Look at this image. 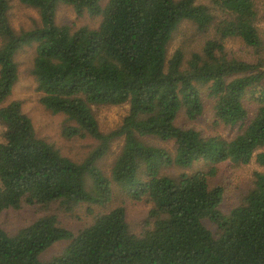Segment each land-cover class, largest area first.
I'll return each instance as SVG.
<instances>
[{
    "label": "trees",
    "instance_id": "trees-1",
    "mask_svg": "<svg viewBox=\"0 0 264 264\" xmlns=\"http://www.w3.org/2000/svg\"><path fill=\"white\" fill-rule=\"evenodd\" d=\"M38 24L15 30L0 0V104L20 80L17 55L34 49L29 73L40 104L65 117V139L91 138L81 162L39 138L22 102L0 108V216L24 206L43 216L9 234L0 227V264H264V0H19ZM60 7L97 28L57 23ZM183 45L170 52L180 28ZM239 41L246 60L227 49ZM196 44V45H194ZM213 101L216 124L239 129L232 139L182 126ZM256 103L251 114L246 105ZM128 106L122 122L100 130L96 107ZM123 139L109 176L98 163ZM174 142V154L148 140ZM260 151V152H258ZM263 169L224 213L225 189L213 185L225 163ZM196 164L202 170L188 173ZM183 170L171 176L169 168ZM150 206L135 234L116 194ZM85 209L92 222L78 232L60 214ZM216 227V234L204 222ZM60 242L64 251L42 255Z\"/></svg>",
    "mask_w": 264,
    "mask_h": 264
},
{
    "label": "rangeland",
    "instance_id": "rangeland-1",
    "mask_svg": "<svg viewBox=\"0 0 264 264\" xmlns=\"http://www.w3.org/2000/svg\"><path fill=\"white\" fill-rule=\"evenodd\" d=\"M8 1L11 6L9 11V21L15 30H28L33 28L36 23L38 24L39 16L34 9L21 5L19 0ZM57 23L69 25L73 28H79L82 26L97 28L100 23V19H94L88 15L79 18L72 8L60 7L57 12ZM180 29L181 30L178 33L176 41H174L170 46V52L174 51L176 46L178 47L183 45L182 40H185V38L182 36L185 32H194L193 27L189 24L183 25ZM227 49L238 57L246 60L251 59L249 52H247L246 48L239 41H229L227 43ZM33 55L34 49L32 48H26L17 55L20 80L14 86L12 95L7 99V101L0 104V108L13 101H21L23 112L32 120L37 136L55 145L64 156L74 161L81 162L86 159L90 152L96 147L97 143L91 138H73L68 140L62 136V128L65 117L63 115H52L39 102L34 79L29 73ZM204 102L206 110L202 117L192 123L187 122L185 119H181L179 124L194 128L206 136L218 135L225 139H232L239 133V129L237 127L229 128L222 124H216V118L213 111V101L205 96ZM246 105L251 114L255 111L257 106L255 101L250 97L246 100ZM127 113L128 106L95 108V115L98 120L100 130L104 133L115 129L122 122ZM2 132L3 131L0 128V142ZM148 142H150L151 145L165 148L174 154V142L162 143L161 141L154 139L148 140ZM123 144V139L115 140L111 144L108 155L98 163L99 168L103 171L105 176L110 175L114 160L120 152ZM260 151H264V149ZM203 168V164H196L192 170L187 172L193 173L202 170ZM262 170L263 169L256 163L255 159H253L248 165L225 163L218 167V172L211 184L222 186L225 189V202L223 204L224 213H228L235 205H237L238 201L243 198L244 194H246L250 188L254 179V174ZM181 172L184 171L174 167L164 171L165 174L171 176L179 175ZM115 206H125L127 211V221L132 231L135 234L140 233L141 226L147 219L150 206L143 202H133L128 198L121 197L120 193H117L113 202L109 204L108 207H95L94 209L96 213H99L105 212ZM44 212V210H40L37 207L27 206H24L19 211L9 210L0 216V227L9 234H15L20 229L43 216ZM60 221L63 226H66L74 232H78L92 222V217L85 212V209H82L75 211L73 214H60ZM204 224L208 229L216 234L217 229L213 224L208 221H205ZM67 245V242L57 243L42 255L41 260L46 262L50 261L53 257L59 256Z\"/></svg>",
    "mask_w": 264,
    "mask_h": 264
}]
</instances>
